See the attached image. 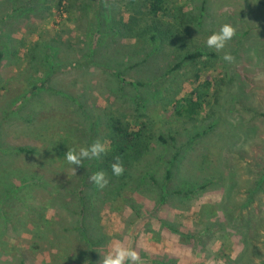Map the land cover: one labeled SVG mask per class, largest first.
<instances>
[{
  "label": "rangeland",
  "instance_id": "374dc122",
  "mask_svg": "<svg viewBox=\"0 0 264 264\" xmlns=\"http://www.w3.org/2000/svg\"><path fill=\"white\" fill-rule=\"evenodd\" d=\"M116 1L123 4V0H92L81 10V0H66L67 12L60 17L55 0H0V36L10 32L12 44L23 38L26 43L60 38L48 82L29 100L39 111L60 113L56 116L59 123L29 125L22 117L9 115L12 95L24 94L28 77L38 78L45 70L35 73L29 52L18 43L17 57L7 56L0 62V88L10 81L14 89L7 94L0 91V168L23 170L22 177L40 173L52 182L39 183L12 200L7 216L0 212V264H101L100 258L116 243L135 250L140 264H264V0H175L177 7L193 17L189 32L179 37L205 45L222 24H231L236 32L225 49H213L218 53L215 64L206 61L208 67L201 69L199 81L207 80L211 86L203 114L193 124L175 120L173 110L177 99L200 84L193 82L189 64L163 78L160 73L174 65L175 54L166 52L154 59L146 56L148 49L134 57L125 53L133 40L107 34L110 25L104 26L100 37L91 30L98 13L112 12ZM16 8H21L17 14ZM116 14V19L128 21L124 8ZM91 46L94 50L101 47V53H93ZM115 50L125 56L122 83L111 74L116 67ZM225 52L233 56L231 62L223 60ZM128 82H153L158 93L147 99L145 95L152 93L140 89L143 86L134 89ZM144 98L148 100L146 117L139 118L152 122L153 134H163L169 141L163 145L150 138L151 151L140 164L141 170L158 164L147 183L153 192L139 191L141 184L135 191L129 187L128 202L120 199L99 205L97 199L80 215L79 197L68 191L77 184L73 177L77 168L74 173L72 167L45 160L61 136L65 137L63 129L68 124L64 120L74 127L77 137L84 141L92 137L93 143L101 130L91 136L90 123L105 109H117L137 130L135 116L140 111L136 103ZM74 143L77 149L83 147L82 142ZM103 143L109 146L108 141ZM19 146L39 155H18L14 149ZM177 153L178 166L165 183V161ZM10 177L15 185L20 184L18 177ZM163 187L168 193L160 201ZM179 189L191 191L188 198L172 194ZM39 224L43 227L38 231L33 225Z\"/></svg>",
  "mask_w": 264,
  "mask_h": 264
},
{
  "label": "trees",
  "instance_id": "16d2710c",
  "mask_svg": "<svg viewBox=\"0 0 264 264\" xmlns=\"http://www.w3.org/2000/svg\"><path fill=\"white\" fill-rule=\"evenodd\" d=\"M40 1L43 3V0ZM91 1L92 0H81V10L87 9L90 6ZM65 2L66 0H55V10L59 12L60 17L63 12H67ZM115 4L114 7L112 6V12L110 11V13H108L107 11L101 13L100 11V14L98 13L94 24L92 23L93 28H91V30H96L94 33L96 35L99 33L98 36L100 37L102 35L101 31H104L105 29L104 26L107 24L110 25L111 27L107 30V34L124 35L127 39L133 40V43H131V46L129 47L130 50L125 51V53L134 57H137L140 53L148 49L150 50L147 52L146 56L148 57L151 55L154 59L161 56L162 53L166 54V52L169 54H175L174 59L176 62L174 65L171 63L163 73H160L163 78L175 71H181L185 63L189 64L190 66L187 67V70H193V82L198 81L200 84H198V86L187 96L177 99L173 104V110L175 120H178L183 124H193L203 114L206 91L211 86L210 82L207 80L199 81L203 74L201 69H206L208 67L206 61H208L210 65L215 64V58L218 57V53L214 52L213 49L207 48L205 45L192 42V39H185V37L181 38L178 36L189 32L187 29L192 23L193 17H190L189 13L184 11L183 7H177L175 0H123V4H119L117 1ZM121 8H124L129 13L127 18L128 21L126 22H124L121 17L120 19H116L117 9ZM19 9L21 8H16L13 11L17 14L20 12ZM10 34L11 33L8 32L6 34H1L3 37L0 36V62L7 58V56L8 58L12 56L17 57L19 49L16 45L18 43L22 48H26L29 52V65L33 68L34 72L38 74L42 69H44L45 72L40 73V77L38 78L34 76L28 77V80L30 79L27 82L29 88L25 89L26 92L24 94L21 95L15 92L12 95L10 99L12 108L10 109L9 115L22 117V120L29 125L37 121L46 126L53 125L57 122L59 123V117L56 116L60 113L47 114V112L39 111L37 110V107L34 108L35 105H30L29 100H31V94L34 96L38 95L42 91L44 85L48 82L49 75L47 72L50 71L51 65L55 63L56 59L54 58L57 57L60 48V38L58 36H48L49 38L47 37L48 39L44 40V42L36 39L28 43H26V40L23 38L18 40L16 44H12V42L15 41ZM100 43L102 42L98 41V46H100ZM174 43H176V45H173ZM92 46L90 49L93 53H101V47L94 50ZM93 53L90 51V55ZM147 57L143 62H147ZM124 58L125 56H121L119 51H113L112 61L116 66L114 68L115 70H112L113 68L109 66V69L112 70V73L110 72L112 76L117 78L120 82L123 81V74L120 69L121 65L124 64ZM193 60H195L194 63ZM43 74L44 78H42ZM40 80L41 82H38ZM39 83L41 84L39 85ZM127 85L134 89H138L141 86H143V88L140 89L146 88L150 94L152 93L151 95H145V98L147 99H150L152 95L155 96L158 93V89L155 86L156 84L153 82H128ZM217 88L221 89V85H218ZM121 89H123L122 86ZM1 90L5 91L7 94L14 89L10 84V81H7L1 86L0 91ZM145 98L142 102L136 103L137 110L140 111L139 115L135 116V119L139 120L137 123L135 121L136 125H138L137 130L132 129L131 124L123 120L125 116L121 114V112L117 109L112 110L110 107V109L103 110L98 118L96 117V122H92L93 124L90 123V130L92 133L90 135L92 136L94 134L95 136H98L101 130L99 140L101 142L108 141L111 150L99 160L85 161L84 167H77V176H73L74 178L77 177V184H73V188L70 190L68 189V191L70 194H76L79 197L78 203L80 206V215H84L88 209L87 205H91L92 202L97 199L101 201L99 205L113 203L120 199L126 201L127 198L125 195L128 193L127 191H131V189L133 191L137 190L140 184L141 188H139V191H146L149 194L153 192L152 187L147 183L151 178H154L152 174L157 171L158 164L155 165V168H151L150 164H148L143 170L140 169V164L145 156L151 151V139L163 145L169 141L168 139H165L163 134L157 136L153 134L152 122L146 119H140L141 117H146L144 110L148 100ZM25 109L30 110L27 116L21 115ZM98 119H100V122H98ZM65 124H68V127L63 129L65 137L61 136L58 142L59 145L57 147L55 146L51 152L47 153L48 159L45 160L50 165H55V163L59 162L61 163V166H66L68 167L67 169H69L71 166H69L64 159L66 151L78 148L75 146V140L76 143L82 142L83 144L80 145L83 147L90 145L89 143L92 142V137L87 138V140L84 141L82 136L77 137V132L74 127H71L68 121L64 120V125ZM211 127H213V125ZM170 137L175 139L172 136ZM167 151L168 148L164 149L162 152L165 153ZM14 152L18 155L22 153L39 155L38 151L21 146L15 148ZM117 156L120 157L125 169L124 173L118 177L114 176L111 171V164ZM179 157L180 155L177 153L165 161V164L167 165V168L165 169V183L172 178V169H174L176 165L178 166ZM0 161H3L1 157ZM9 168L10 170H8V167L6 166L0 168V190L2 191L3 189V191H5V196L0 198V212L3 217L7 216L5 214L6 210L9 208L11 209V206H13L11 204V202L13 203L12 200L21 198L20 196H22L23 193L30 191L33 186L35 187V185L39 183L45 185L52 183L50 177L43 179V174H37L34 172L28 177H22L24 174L23 170L14 169L13 166ZM53 170H55L54 166L51 171ZM96 171H103L105 173V178L108 180V184L102 189L96 187L89 179V176ZM59 173L58 170L57 174ZM9 175H12V177H18V179H20V184L15 185L12 180H9V178H11ZM263 179L264 176L261 177V180ZM11 185H13V187ZM53 185L55 187V181L53 182ZM129 187H131V189ZM100 189L103 190L102 193ZM96 193L98 195H96ZM160 193V201H164L166 197L165 195L168 191L163 187L161 188ZM190 193L191 191L180 189L172 192L174 195L182 196L183 199L188 198ZM126 202H128V200ZM133 206L135 205L133 204L132 207ZM137 212L136 209V213ZM33 226L37 228V230L38 228L43 227L41 224Z\"/></svg>",
  "mask_w": 264,
  "mask_h": 264
},
{
  "label": "clouds",
  "instance_id": "9594fccd",
  "mask_svg": "<svg viewBox=\"0 0 264 264\" xmlns=\"http://www.w3.org/2000/svg\"><path fill=\"white\" fill-rule=\"evenodd\" d=\"M236 35L235 28L228 23L222 24L218 31L211 33L205 40V46L214 49L217 52L225 49L229 41ZM223 60L231 62L234 58L230 53L225 52ZM108 144L99 140L86 147L79 149L73 148L66 151L64 159L72 167L73 172L77 167H84L85 161L99 160L103 155L110 151ZM124 166L120 157H115L111 164V171L114 176H120L124 173ZM90 181L98 188H104L108 184L103 171H96L89 176ZM101 264H140V256L131 247H125L121 243L114 244L109 251L105 253Z\"/></svg>",
  "mask_w": 264,
  "mask_h": 264
}]
</instances>
